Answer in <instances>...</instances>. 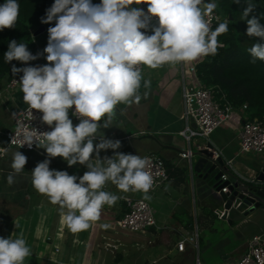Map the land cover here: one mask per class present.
Segmentation results:
<instances>
[{
	"label": "clouds",
	"instance_id": "clouds-1",
	"mask_svg": "<svg viewBox=\"0 0 264 264\" xmlns=\"http://www.w3.org/2000/svg\"><path fill=\"white\" fill-rule=\"evenodd\" d=\"M234 2L240 4L241 0ZM142 3L147 4L146 12L132 6ZM245 3L246 35L264 41L260 17L249 18L256 5L252 0ZM217 7L214 0H101L99 4L92 0H54L46 9L41 23L55 21L47 29L43 49L48 63L21 68L13 65L12 71L23 73L19 85L28 111L41 112V121L51 130L18 129L13 143L17 148L27 145L31 149L35 145L45 150L46 158L31 172V184L38 194L58 206L71 234L88 230L99 220L105 205L116 204L119 197L104 190L109 182L120 192H139L143 199H151L154 178L145 170L147 158L115 151L121 148V141L106 138L100 129L114 123L117 105L139 104L142 80L146 89L143 98H148L151 80L143 78L141 65L157 69L218 54L223 47L218 37L228 31V24L220 22L211 29L209 18ZM19 9L18 0L0 4V31L16 26ZM153 17L158 18L155 25L151 23ZM247 51L251 63L264 61V43L255 42ZM40 55L32 54L27 44L11 40L4 61L27 64ZM70 110L79 123L73 124ZM108 149L114 150L113 155L101 158V150ZM8 151L5 149L3 155ZM56 157L69 167L83 165L87 171L77 176L51 169V158ZM27 160L19 150L12 151L7 185L16 182ZM15 226L19 228V223ZM31 255L22 231L0 237V264H25Z\"/></svg>",
	"mask_w": 264,
	"mask_h": 264
},
{
	"label": "crops",
	"instance_id": "crops-1",
	"mask_svg": "<svg viewBox=\"0 0 264 264\" xmlns=\"http://www.w3.org/2000/svg\"><path fill=\"white\" fill-rule=\"evenodd\" d=\"M96 1L92 3L96 4ZM47 29L33 35L35 46L42 49L46 47L47 41L41 37L45 35L48 38ZM147 34H152L151 26ZM44 54L46 57L47 53ZM181 63L165 64L157 69L144 66L141 71L143 78L151 80L148 98H143L146 89L142 80L139 90L142 99L139 104L117 105L114 123L109 128L100 129L106 138L121 141V148L115 151L139 156L151 152L163 159L168 178L150 191L151 199L146 200L152 208L153 225L137 232L120 226L118 229L117 220L126 209L121 196L129 193L118 191L109 182L104 190L119 197L116 204L111 207L105 205L99 220L88 230L71 234L62 222L58 206L51 204L46 196L38 194L31 184V172L38 162L46 158L45 150L35 146L31 150L8 146L5 149L10 151L6 155L3 152L0 154V237L7 238L13 232H23L32 251L25 264H185L181 259L190 253L191 246L201 264H221L237 258L245 249L243 243L244 246L234 255L230 251L224 252L219 244L227 242L228 236L224 235L226 229L237 230L245 240L253 233L264 231L262 208H256L247 215L231 210L226 216L230 222L218 217L215 211L221 207L216 202V192L211 186L214 180L205 181L197 177L189 170L188 159L179 154L180 149L187 145L177 132L184 123L181 116ZM8 78L0 77V144L3 141L2 130L11 126L12 113L25 105L19 82L5 90ZM233 110L236 115L240 114L238 108ZM69 116L74 125L79 123L70 113ZM209 139L220 149L222 157L231 158L233 166L246 178L255 174L264 162L256 152L239 151L236 125L232 120L216 127ZM16 150L26 155L28 160L24 172L16 176V182L9 186L6 176L11 171L12 151ZM113 151L101 150L100 156L110 157ZM50 168L66 170L77 176L87 171L85 166L79 164L69 167L61 157L51 158ZM137 195L143 198L141 193ZM238 215L239 218H235ZM16 223H19V228H16ZM205 229L217 234L210 236V241L204 244L202 250L207 246L218 249V261L206 262L201 252L199 254V245L197 250L199 231L202 233ZM194 232L196 241L186 240L183 248L178 250L176 241Z\"/></svg>",
	"mask_w": 264,
	"mask_h": 264
},
{
	"label": "built area",
	"instance_id": "built-area-1",
	"mask_svg": "<svg viewBox=\"0 0 264 264\" xmlns=\"http://www.w3.org/2000/svg\"><path fill=\"white\" fill-rule=\"evenodd\" d=\"M101 0H97L96 4H99ZM133 7H139L147 11V4L132 5ZM217 17L220 15L217 12H213L209 18L210 27L214 22L218 21ZM158 18L153 17L152 22L157 21ZM144 31V29H141ZM33 41V40H32ZM34 43V41H33ZM29 51L36 55H41L37 60L29 61L24 64L19 61V68L28 65L41 66L45 63V54L43 49L38 46H33ZM196 61L184 63L182 62L181 73V97H182V118L184 123L182 127L177 131L178 134L186 141V147H182L179 151L181 157H189L191 152L190 142L195 136L203 138L202 144H195L196 148L206 147V143H210L211 146L207 148L212 151V157L221 155V151L218 147L213 145L209 139L210 133L223 122L232 120L236 125V137L239 151H252L260 154L264 160V126L255 117L248 118L247 116L242 118L240 115H236L233 110L234 107L226 99L225 93L221 91L217 86L204 85L198 78L195 70ZM141 71L144 66L141 65ZM23 73H15L7 79L5 83V90H9L17 85L19 78ZM245 108V103L241 104V109ZM72 113V110L69 111ZM42 113L33 109L32 113L28 111V106L25 104L21 108L15 110L11 115V126L2 130L3 141L0 144V154L8 146L17 148V145L13 143V140L17 138V130L24 128H35L40 132L50 131L51 128L41 121ZM72 116V114H71ZM75 120H78L75 116H72ZM79 121V120H78ZM192 123V124H191ZM35 145L31 149L34 148ZM24 150H31L25 145L18 148ZM141 157H146L148 160V166L146 171L154 178V184L152 189L160 185L164 180L168 178V172L164 165L163 159L154 153H145ZM223 164L225 169L230 170L233 174L245 177L233 166L231 158H224ZM254 173L249 179L254 178ZM219 178L221 180L227 178V172L220 173ZM151 189V190H152ZM222 191L226 190V186L219 188ZM219 189L215 190L218 192ZM150 190V191H151ZM126 209L122 215L118 218L117 222L120 227L131 231L142 230L148 226L154 224V217L152 208L149 203L141 197H132L130 195L121 196ZM215 214L220 217L222 210L215 211ZM196 241V232L189 236L182 237L176 241V248L181 250L185 241ZM246 245L243 252L232 259L221 264H264V231L260 233H253L246 239ZM193 264H201L197 254L193 258Z\"/></svg>",
	"mask_w": 264,
	"mask_h": 264
},
{
	"label": "trees",
	"instance_id": "trees-1",
	"mask_svg": "<svg viewBox=\"0 0 264 264\" xmlns=\"http://www.w3.org/2000/svg\"><path fill=\"white\" fill-rule=\"evenodd\" d=\"M94 1V0H92ZM209 2V0H206ZM5 0H0L3 4ZM218 5L215 12L220 15L211 29L214 30L218 23L227 22L228 31L218 37L223 47L218 49V54L203 57L195 64L198 78L204 85H215L225 93L226 99L234 108H240L245 103V112L248 118L255 117L264 126V61L257 60L251 63V57L247 51L255 42H262L260 38L246 35L247 23L243 18V10L247 6L245 0L236 4L234 0H214ZM256 5L253 13L260 17V23L264 25V0H252ZM20 5L19 18L14 28H6L0 31V77L14 75L12 66L19 68V61L13 60L9 64L4 61V52L8 43L16 40L17 43L27 44L28 49L33 47L31 30L38 25L54 26L41 23V17L45 16L54 0H18ZM167 170V169H166Z\"/></svg>",
	"mask_w": 264,
	"mask_h": 264
},
{
	"label": "water",
	"instance_id": "water-1",
	"mask_svg": "<svg viewBox=\"0 0 264 264\" xmlns=\"http://www.w3.org/2000/svg\"><path fill=\"white\" fill-rule=\"evenodd\" d=\"M45 28L47 27L38 25L31 34L35 35ZM206 144V147L202 146L191 150L187 158V166L197 177L205 181L214 180L211 186L215 190L226 186L225 191L219 189L215 196L216 202L222 210L220 218L230 222V218L226 216L231 210L237 211L240 215H247L256 208L264 209V162L255 171L253 179L240 177L225 169L224 159L221 155L212 157V151L207 148L211 144ZM223 171L227 172V178L221 180L219 175ZM240 215L235 218L238 219Z\"/></svg>",
	"mask_w": 264,
	"mask_h": 264
},
{
	"label": "rangeland",
	"instance_id": "rangeland-1",
	"mask_svg": "<svg viewBox=\"0 0 264 264\" xmlns=\"http://www.w3.org/2000/svg\"><path fill=\"white\" fill-rule=\"evenodd\" d=\"M32 31L33 30H31V33H32ZM41 39L47 41L48 38H47V36L42 35ZM32 40L34 41L33 36H31V41ZM34 45L35 44L33 43V46ZM238 111L240 112V114H239V112H237V113L242 118L247 116V113L245 112V110H242V109L238 108ZM196 143L202 144L203 143V138L200 137V136H195V137H193L191 139L190 147H191L192 150L196 149V147H195ZM158 186H156L155 188H157ZM153 190L154 189H152L151 191H153ZM128 193H129L128 195H130L132 197H139L137 195L139 192H135V193L128 192ZM217 219H220V218H217ZM220 220H222V219H220ZM214 224H216V223L214 222ZM116 227L119 229V225H116ZM137 231H139V230H137ZM137 231H133V232H137ZM224 232H225L224 235L228 236L227 242L223 241V242H221L219 244V246H221V248H223L224 252L230 251L231 255H234L242 247L243 243H244V245H246V243H245L246 240L243 238V236L239 235L237 230L226 229ZM203 233H204V235H203ZM216 234H217L216 232H213L211 234L210 229H205L202 233H201V230L199 231V237L197 239V242H198L197 243V250H198V245H199V254L201 252V256L205 259L206 262H209V261L210 262H212V261L215 262V261L219 260L218 249L214 248L213 246H207L204 250H202V247L204 246V244H206L207 241H210V236L214 237ZM189 251H190V253L188 255H186V257H183L181 259V262H184L185 264H193V258H194V254H195L194 247L191 246V250H189Z\"/></svg>",
	"mask_w": 264,
	"mask_h": 264
}]
</instances>
